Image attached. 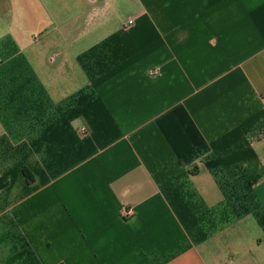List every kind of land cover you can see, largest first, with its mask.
Segmentation results:
<instances>
[{
  "label": "crops",
  "instance_id": "0c3cea01",
  "mask_svg": "<svg viewBox=\"0 0 264 264\" xmlns=\"http://www.w3.org/2000/svg\"><path fill=\"white\" fill-rule=\"evenodd\" d=\"M0 28V264H264V0H0Z\"/></svg>",
  "mask_w": 264,
  "mask_h": 264
},
{
  "label": "trees",
  "instance_id": "16d2710c",
  "mask_svg": "<svg viewBox=\"0 0 264 264\" xmlns=\"http://www.w3.org/2000/svg\"><path fill=\"white\" fill-rule=\"evenodd\" d=\"M25 174L27 175V177H29V173L27 171H25Z\"/></svg>",
  "mask_w": 264,
  "mask_h": 264
},
{
  "label": "built area",
  "instance_id": "2783aa9c",
  "mask_svg": "<svg viewBox=\"0 0 264 264\" xmlns=\"http://www.w3.org/2000/svg\"><path fill=\"white\" fill-rule=\"evenodd\" d=\"M130 23H132V21H130ZM83 131H86V129L85 128H83ZM130 213V212H129Z\"/></svg>",
  "mask_w": 264,
  "mask_h": 264
},
{
  "label": "rangeland",
  "instance_id": "374dc122",
  "mask_svg": "<svg viewBox=\"0 0 264 264\" xmlns=\"http://www.w3.org/2000/svg\"><path fill=\"white\" fill-rule=\"evenodd\" d=\"M0 29H2V28H0Z\"/></svg>",
  "mask_w": 264,
  "mask_h": 264
}]
</instances>
